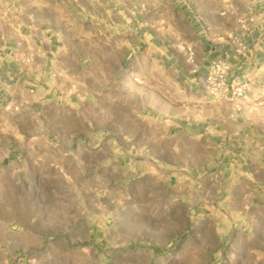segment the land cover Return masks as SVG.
I'll list each match as a JSON object with an SVG mask.
<instances>
[{"label": "rangeland", "instance_id": "rangeland-1", "mask_svg": "<svg viewBox=\"0 0 264 264\" xmlns=\"http://www.w3.org/2000/svg\"><path fill=\"white\" fill-rule=\"evenodd\" d=\"M187 4L0 0V53L27 71L0 127V264H264V176L223 188L230 159L183 133L235 118L252 176L264 163V64L229 112L199 70L183 81L151 41L170 40L195 69L192 45L170 36L186 31Z\"/></svg>", "mask_w": 264, "mask_h": 264}, {"label": "crops", "instance_id": "crops-1", "mask_svg": "<svg viewBox=\"0 0 264 264\" xmlns=\"http://www.w3.org/2000/svg\"><path fill=\"white\" fill-rule=\"evenodd\" d=\"M188 4L189 14L187 16L188 24L185 25L186 31H182L181 28H174L170 36L173 40H183L185 43L192 45L193 52L190 53L193 55L196 64L194 65L195 69L191 71L186 64L184 67L182 63L184 60L179 55L177 48L165 44L170 40L163 39V46L158 47L156 44L160 36L153 35L151 45L158 48L159 52L162 48V53L159 54L160 58L165 62L170 61L171 67L176 69L177 76L184 77L183 81H192L195 77L200 78L205 74L207 64L211 59L227 56L230 57L234 65L239 66V70L249 71L252 81L250 88H252L259 81L260 68L264 64V19L262 18L264 0H199L198 3L195 0H188ZM196 12L201 15L199 28H197ZM233 36L245 40L248 46L246 59L243 60L235 55ZM50 53L48 45L37 50L36 59L39 61L38 74L40 76L45 75L44 70ZM185 53H183V56H186ZM26 56L31 58L32 55ZM24 59L26 60V58ZM20 61L21 59L13 58L10 54L0 53V96H2L0 127H3L1 124L9 122V118L13 115V112L4 107L5 105L8 107L7 99L9 95L16 90V85L25 87L27 83L24 77L22 78V75L24 76L27 71L20 68L17 76L14 69L15 64L19 65ZM197 70H199L197 76L193 77L191 73ZM226 103H235L221 101L220 107L229 112L232 108ZM221 124H223L222 127L213 122H189L183 129V133L189 138L198 137L207 141L209 145L214 144L219 156L221 155L223 159H230L227 160L228 167L221 171L222 174L226 171V177L222 176L224 180L223 188H233L244 180H246L247 185L257 183V176H264V163L257 161L254 173H251L252 176L250 175L247 178L248 172L241 170L243 164L246 163V159L239 151L237 153V147L240 145L237 122L235 118L230 117V119L223 120ZM217 141L219 143H216ZM251 154L254 156L256 154L255 150H252Z\"/></svg>", "mask_w": 264, "mask_h": 264}, {"label": "built area", "instance_id": "built-area-1", "mask_svg": "<svg viewBox=\"0 0 264 264\" xmlns=\"http://www.w3.org/2000/svg\"><path fill=\"white\" fill-rule=\"evenodd\" d=\"M264 19V14L262 15ZM234 53L243 60L247 57L248 46L240 37L233 36ZM201 86L204 91L215 99L224 102L238 103L246 96L252 86L249 71L239 70L230 57H215L211 59L201 78Z\"/></svg>", "mask_w": 264, "mask_h": 264}]
</instances>
